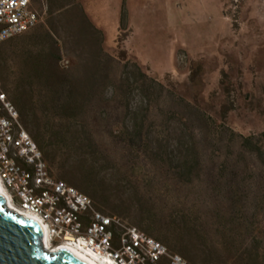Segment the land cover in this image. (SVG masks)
<instances>
[{
	"label": "rangeland",
	"instance_id": "rangeland-1",
	"mask_svg": "<svg viewBox=\"0 0 264 264\" xmlns=\"http://www.w3.org/2000/svg\"><path fill=\"white\" fill-rule=\"evenodd\" d=\"M81 1L90 22L112 30L110 56L125 55L173 89L195 130L203 127L198 110L221 133L204 140L202 162L187 177L175 159L128 141L127 119L107 91L90 102L84 129L52 109L50 71L79 62L92 43L71 13L58 36L41 23L0 44L3 92L51 175L195 264H264V0H152L130 36L123 1L99 0L93 17L91 0ZM141 8L130 4L136 22Z\"/></svg>",
	"mask_w": 264,
	"mask_h": 264
},
{
	"label": "built area",
	"instance_id": "built-area-1",
	"mask_svg": "<svg viewBox=\"0 0 264 264\" xmlns=\"http://www.w3.org/2000/svg\"><path fill=\"white\" fill-rule=\"evenodd\" d=\"M30 3L0 0V44L37 25ZM15 156L24 157V164H16ZM29 180H36V189H29ZM0 183L17 213L39 224L49 247L72 246L104 264H194L122 218L99 211L86 194L55 179L1 83Z\"/></svg>",
	"mask_w": 264,
	"mask_h": 264
},
{
	"label": "trees",
	"instance_id": "trees-1",
	"mask_svg": "<svg viewBox=\"0 0 264 264\" xmlns=\"http://www.w3.org/2000/svg\"><path fill=\"white\" fill-rule=\"evenodd\" d=\"M93 32L95 41L85 57L66 69L54 67L50 71L54 79L46 83V104L61 112L65 119L80 122L84 129L87 125L84 115L90 102L107 91L110 94L107 102L122 109L127 119L125 134L128 141L137 139L155 155L175 159L177 169L183 175H192L205 155L202 143L206 138L213 140L219 136L220 127L196 110L203 127L195 130L190 125V119L177 110L173 89L149 76L136 61L125 58V55L121 60L110 56L103 49L102 33L95 28ZM75 74L83 78L71 80ZM187 108L191 109L189 105ZM155 113L161 114L163 119L154 120ZM23 123L28 127L24 116ZM29 133L38 142V132L29 130ZM251 139L245 138V141Z\"/></svg>",
	"mask_w": 264,
	"mask_h": 264
},
{
	"label": "water",
	"instance_id": "water-1",
	"mask_svg": "<svg viewBox=\"0 0 264 264\" xmlns=\"http://www.w3.org/2000/svg\"><path fill=\"white\" fill-rule=\"evenodd\" d=\"M42 236L36 221L8 210L0 195V264H87L67 250H44Z\"/></svg>",
	"mask_w": 264,
	"mask_h": 264
},
{
	"label": "crops",
	"instance_id": "crops-1",
	"mask_svg": "<svg viewBox=\"0 0 264 264\" xmlns=\"http://www.w3.org/2000/svg\"><path fill=\"white\" fill-rule=\"evenodd\" d=\"M125 3L126 5V10H127V28L125 31L128 32L129 36L132 35L133 33H135L134 28L137 27V25L139 26V29H142V17L144 16V12L146 10V4L147 3H151L152 0H121ZM138 2L142 4V14L140 16H138V22L135 21L134 17L131 15L130 13V4L133 2ZM99 4V0H91V16H94V12H95V8L96 6ZM31 8L36 12L37 16H38V23L36 26H38L39 24H43V26H46L49 31L54 34L55 36H58L59 33L62 32H66L65 31V27L66 24L63 25L61 22L64 18H66L65 15L67 14H71L73 13L69 18H71V20L73 21H77V23L81 24H86L87 27L91 30V33H88V37L89 40L92 42L91 43V47L94 44L95 41V33L93 32V29H97L102 33L103 36V49L104 45H106L108 47L107 44V39H108V34L112 33V30H107L106 28H99V26L93 24L92 22H90V20L88 19L87 15H86V11L83 7V3L80 0H31ZM95 5V7H94ZM119 12L115 13V18H116V24L119 27ZM134 20V21H133ZM140 20V21H139ZM68 24V23H67ZM114 24V26L116 25ZM35 26V27H36ZM34 27V28H35ZM32 28V29H34ZM32 29L22 33L21 35L31 31ZM142 32V30H141ZM18 35V36H21ZM16 36V37H18ZM15 38V37H13ZM12 39V38H11ZM10 40V39H9ZM8 41V40H7ZM4 43V42H3ZM2 44V43H1ZM89 46V47H90ZM88 47V48H89ZM56 51H57V47H56ZM59 53V51H58ZM67 57L72 58L71 54H68V52L64 51L63 52ZM87 53H88V49H87ZM86 53V54H87ZM68 54V55H67ZM85 54V55H86ZM59 55V54H58ZM85 57V56H83ZM24 128V127H23ZM25 129V128H24Z\"/></svg>",
	"mask_w": 264,
	"mask_h": 264
},
{
	"label": "bare ground",
	"instance_id": "bare-ground-1",
	"mask_svg": "<svg viewBox=\"0 0 264 264\" xmlns=\"http://www.w3.org/2000/svg\"><path fill=\"white\" fill-rule=\"evenodd\" d=\"M15 163L16 164H24V157H22V156H15ZM29 189H36V180H29ZM0 195H2L4 197L5 202H6L7 209L10 210L13 213L14 212L17 213V211L8 202L7 195H6L5 191H4V188L2 187L1 183H0ZM17 214L20 215V216L27 217V218H32V217H30L28 215H23V214H20V213H17ZM42 248L44 250H46V251H51V252H55L57 250H67V251L73 253L74 255H76L78 258H80L82 261H84L87 264H104L103 261H102V259H99L98 257H96L94 255L87 254L83 250L77 249V248L72 247V246L61 245L59 247H49L48 246V243H47V238L46 237L43 238Z\"/></svg>",
	"mask_w": 264,
	"mask_h": 264
}]
</instances>
